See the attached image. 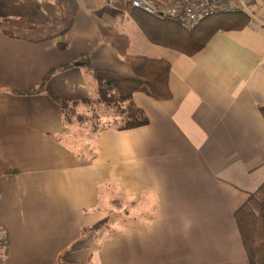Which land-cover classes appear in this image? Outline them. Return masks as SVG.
<instances>
[{"label": "crops", "instance_id": "1", "mask_svg": "<svg viewBox=\"0 0 264 264\" xmlns=\"http://www.w3.org/2000/svg\"><path fill=\"white\" fill-rule=\"evenodd\" d=\"M135 8L0 0V226L10 239L0 264H249L235 211L264 182V0L248 25L192 55L152 42ZM101 27L126 34L130 55L171 61L172 97L135 92L149 124L101 128L88 151L56 98L96 96L92 71L75 65L84 58L132 73ZM117 203L133 205L128 217L97 229Z\"/></svg>", "mask_w": 264, "mask_h": 264}, {"label": "trees", "instance_id": "2", "mask_svg": "<svg viewBox=\"0 0 264 264\" xmlns=\"http://www.w3.org/2000/svg\"><path fill=\"white\" fill-rule=\"evenodd\" d=\"M132 15L152 42L189 55L202 50L218 31L241 29L251 21L246 14L219 13L206 17L196 27L187 29L180 19L147 14L137 8L132 11ZM6 28L7 25L3 21L0 22V29L8 33ZM101 29L103 35L125 57L132 73L96 69L88 59L84 58V65L92 71L96 80V96L82 101L56 98L62 107L65 122L70 125L75 120L87 118L82 117V114L76 110V106L82 102L86 106L99 105L108 115L115 114L116 126L111 124L106 127L131 129L147 125L149 118L133 102V94L141 91L156 100L170 99L172 97L169 87L171 61L164 58L130 55L127 52L129 38L126 34L109 27H101ZM60 46L65 47V44ZM56 71V68L50 70L41 83L27 90V93L44 90L46 82ZM260 110L264 115V105ZM76 112L80 115H76ZM235 220L249 264H264V182L249 194L246 201L235 211Z\"/></svg>", "mask_w": 264, "mask_h": 264}, {"label": "built area", "instance_id": "3", "mask_svg": "<svg viewBox=\"0 0 264 264\" xmlns=\"http://www.w3.org/2000/svg\"><path fill=\"white\" fill-rule=\"evenodd\" d=\"M254 0H132L134 7L152 15L182 20L187 29L196 27L204 18L219 13H242L256 18ZM10 239L6 227L0 226V262L7 259Z\"/></svg>", "mask_w": 264, "mask_h": 264}, {"label": "rangeland", "instance_id": "4", "mask_svg": "<svg viewBox=\"0 0 264 264\" xmlns=\"http://www.w3.org/2000/svg\"><path fill=\"white\" fill-rule=\"evenodd\" d=\"M87 108H88L87 110L81 113L82 117H87V118H82L81 120H75L72 124L69 125L67 123V125L69 128L71 138L77 140V142H75V144L77 145L75 146L76 149H79L80 148L79 144L82 143V145L85 147L84 149L89 151L91 149L92 142L90 144L88 142V139L95 137V134L98 132L99 129L109 126L111 124H113L111 126H116V124L114 122L115 114L108 115L107 113H104L103 112L104 109H101L99 105L87 106ZM77 112H79L78 109ZM76 115H80V114L77 113ZM116 206L117 208H114L115 210L113 211V213H111L109 217L97 223L99 224L98 227H96L97 229L105 232L106 231L111 232L112 230L117 229L118 228L117 224L119 223H116L115 220L118 219V221L120 222L122 219L128 217L127 214L129 213V209L133 205L128 203V206H126L117 203Z\"/></svg>", "mask_w": 264, "mask_h": 264}, {"label": "water", "instance_id": "5", "mask_svg": "<svg viewBox=\"0 0 264 264\" xmlns=\"http://www.w3.org/2000/svg\"><path fill=\"white\" fill-rule=\"evenodd\" d=\"M83 61L76 62L75 65H82Z\"/></svg>", "mask_w": 264, "mask_h": 264}]
</instances>
